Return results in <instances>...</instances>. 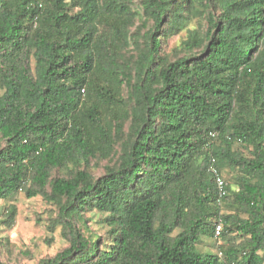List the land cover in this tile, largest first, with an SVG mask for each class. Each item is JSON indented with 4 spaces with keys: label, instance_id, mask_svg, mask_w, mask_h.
<instances>
[{
    "label": "trees",
    "instance_id": "16d2710c",
    "mask_svg": "<svg viewBox=\"0 0 264 264\" xmlns=\"http://www.w3.org/2000/svg\"><path fill=\"white\" fill-rule=\"evenodd\" d=\"M20 193L68 239L39 264H264V0H0V233Z\"/></svg>",
    "mask_w": 264,
    "mask_h": 264
},
{
    "label": "rangeland",
    "instance_id": "374dc122",
    "mask_svg": "<svg viewBox=\"0 0 264 264\" xmlns=\"http://www.w3.org/2000/svg\"><path fill=\"white\" fill-rule=\"evenodd\" d=\"M191 24L187 30L180 33L175 38L169 39L162 44V52L171 55L178 47L180 41L187 37L188 30L193 29ZM125 95V93H124ZM107 161H91L89 165L90 172L94 178L105 174L106 167L114 165ZM223 177L228 179L229 173L222 171ZM58 175V173H56ZM15 200L11 201L17 208L15 222L11 228L2 229L0 236L6 240V247L0 248V264H39L41 261L54 257L57 253L68 247V239L65 233L57 227L53 233H50L48 225L50 219L56 217V208L40 197L27 199L20 193ZM1 206L4 204L0 202ZM226 213V211H224ZM87 221L86 226L89 232L94 235L104 237L107 227L104 222V216L96 212L84 214ZM80 226L79 223H77ZM85 235L88 232L82 227ZM235 236L234 233L230 237ZM229 242L230 241H224ZM223 244V240L202 239V243L197 245L199 252L217 253L218 247Z\"/></svg>",
    "mask_w": 264,
    "mask_h": 264
},
{
    "label": "built area",
    "instance_id": "2783aa9c",
    "mask_svg": "<svg viewBox=\"0 0 264 264\" xmlns=\"http://www.w3.org/2000/svg\"><path fill=\"white\" fill-rule=\"evenodd\" d=\"M212 137H214V135H212ZM215 162H216L215 159L211 158L210 163L208 165V171L210 172V174L212 175V177L214 179L216 188L218 190V199H217V201L220 202L222 200V198L225 196V193H226L225 192L226 183H225V180H224L222 174L216 168ZM222 223L223 222H222L221 219H218L214 223V238L216 240H218V241L220 240V236H221V232H222V227H223ZM217 255L219 257H221L222 253L221 252H217Z\"/></svg>",
    "mask_w": 264,
    "mask_h": 264
}]
</instances>
